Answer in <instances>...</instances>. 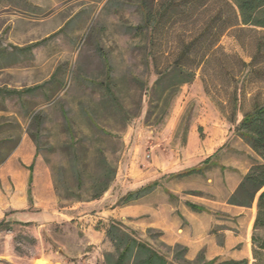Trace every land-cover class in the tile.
I'll return each instance as SVG.
<instances>
[{
    "label": "rangeland",
    "instance_id": "rangeland-1",
    "mask_svg": "<svg viewBox=\"0 0 264 264\" xmlns=\"http://www.w3.org/2000/svg\"><path fill=\"white\" fill-rule=\"evenodd\" d=\"M142 1L0 0V87L17 91L0 94V264H108L106 255H117L106 235L112 222L168 264L255 263L257 200L249 208L225 200L259 159L234 129L264 99V52L256 57L264 29L238 25L200 39L210 17L221 13L220 27L233 20L228 0H168L147 25ZM194 39L184 60L194 80L156 86L157 71ZM211 42L215 51L194 68ZM150 163L167 172L159 186L140 204H120L130 191L120 194L116 180ZM102 198L81 214L72 209ZM145 201L156 204V220L174 225L178 242L148 226L155 216ZM116 206L125 207L122 218L112 216ZM255 233L264 239V227ZM178 244L188 248L180 260Z\"/></svg>",
    "mask_w": 264,
    "mask_h": 264
},
{
    "label": "trees",
    "instance_id": "trees-1",
    "mask_svg": "<svg viewBox=\"0 0 264 264\" xmlns=\"http://www.w3.org/2000/svg\"><path fill=\"white\" fill-rule=\"evenodd\" d=\"M154 4L149 6L147 0L141 2L142 9L145 12L146 25L149 22H157L163 17V12L169 10L170 3L168 0H153ZM230 11L233 15V20L229 24H225L224 27H220V21L222 20L221 13H217L213 17H210L205 23L201 33L200 39L207 35L208 37H219L227 28L235 27L238 25L243 26H255L264 29V0H228ZM155 10H154V9ZM159 22V21H158ZM141 25L135 27L136 30L142 29ZM198 38V37H197ZM196 38V39H197ZM196 39L185 44L180 50L178 59L172 64V66L157 71V79L155 81L156 86L161 84H167L164 88L166 91L175 88V85L189 84L194 80L195 72L185 64L184 60L189 58L194 46L197 44ZM199 40V38H198ZM213 42L202 45L199 51V62L194 68H199L208 56H211L215 51L213 48ZM264 52V41H260L257 45L256 57ZM177 79V82H175ZM31 90V89H29ZM17 91L11 89H3L0 87L1 93H16ZM108 92L111 99L117 104V106L123 109L122 105L118 102L116 96L108 88ZM237 101H235V109L232 112L230 121L236 123V111L238 108ZM90 119L94 122L93 115L90 111L86 110ZM98 126V125H97ZM200 131L202 127L199 128ZM108 134L106 131H103ZM234 132L241 138L251 150L259 157L255 160L249 170L242 176L235 190L227 197V203L240 207H252L257 200V214L253 223L254 233L252 235L253 244V256L255 263L259 260L260 256L264 254V239L256 235V231L264 227V99L262 102H257L252 110L243 114L242 119L236 124ZM202 135V134H201ZM213 155L206 158L202 165L206 166ZM106 162V161H105ZM202 167L187 169L180 173H170L169 176L177 178L185 175L202 172ZM80 179V178H79ZM160 181L156 180L145 186L140 187L136 191H130L121 198L120 204L126 205L133 201L139 200L149 192H152ZM108 183H105L103 189L92 195V199H98L108 189ZM192 209H196L194 204H190ZM135 231L125 228L119 222H112L106 230V235L113 243L116 250V257L112 254L106 255L108 264H168V259L165 255L161 254L150 244L139 240L135 235ZM181 250L177 254L176 259L180 260L183 253L188 251L187 247L177 245ZM186 260V259H185ZM206 264H249V260L244 258L241 260L225 259L220 261L219 259H212Z\"/></svg>",
    "mask_w": 264,
    "mask_h": 264
},
{
    "label": "crops",
    "instance_id": "crops-1",
    "mask_svg": "<svg viewBox=\"0 0 264 264\" xmlns=\"http://www.w3.org/2000/svg\"><path fill=\"white\" fill-rule=\"evenodd\" d=\"M195 134L193 133L192 136H194ZM135 145H138L135 144ZM134 147V146H133ZM136 147V146H135ZM209 157V156H208ZM207 157V158H208ZM205 160V159H204ZM203 160V161H204ZM171 173H175L177 171L172 170V171H169ZM165 174H167V172L164 170V168L162 166L160 167H157V168H154L153 167V164L150 163V167H147L145 170H137V169H133V168H130L126 174H125V177H124V180H120V179H117L116 182L114 183V186H118V184H123L125 187L124 191H122V193L120 194H125L126 192L128 191H135L137 190L138 188L142 187V186H145L149 183H152L156 180H160V178L162 176H164ZM238 185V184H237ZM113 189V188H112ZM118 190H122V188H118ZM155 190V189H154ZM153 190V191H154ZM157 190V189H156ZM121 192V191H120ZM119 194V193H118ZM230 195V194H229ZM228 195V196H229ZM114 196V195H113ZM119 198V196H115L114 198V201L116 202L117 199ZM145 197H142L140 198L139 200H136L135 203L136 205L137 204H140L139 202L141 200H144ZM227 199V198H226ZM104 198L98 200V201H93V202H88V203H80L74 207H72V209H75L77 210V213L76 214H81L83 212H85L87 210V208H91L93 206H96L94 204H98V202H104ZM96 202V203H95ZM138 202V203H137ZM144 202V201H142ZM226 204L227 203V200H225ZM147 203V206L146 207V211L145 212H152L153 216H155V218H152L151 222L148 224V226H151V227H157V228H160L164 231V236L166 235V239H168V241L172 240L173 242H178L179 241V238H177V235L176 237L174 236V232H172V229L174 228V225L171 226L170 225V222L168 223L166 220H156V215L158 214L157 212V207H156V204H154L153 202H146ZM150 204V205H148ZM105 205V204H104ZM135 205V204H134ZM146 205V204H145ZM229 206L231 207H240V206H234V205H230L228 204ZM133 206V205H132ZM191 212L195 211L194 209H192L191 207H189ZM242 208V207H241ZM243 208H247V207H243ZM124 209L125 207H119V206H116L114 207L112 210H111V214L114 218H122L123 217V214H124ZM167 235H168V238H167ZM231 259H235V260H239V259H236V258H231ZM244 259V258H243ZM247 259V258H246Z\"/></svg>",
    "mask_w": 264,
    "mask_h": 264
}]
</instances>
